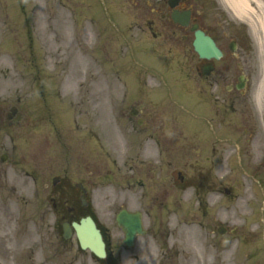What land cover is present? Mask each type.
Wrapping results in <instances>:
<instances>
[{
    "label": "rangeland",
    "instance_id": "374dc122",
    "mask_svg": "<svg viewBox=\"0 0 264 264\" xmlns=\"http://www.w3.org/2000/svg\"><path fill=\"white\" fill-rule=\"evenodd\" d=\"M20 1L24 3L23 9L20 8L17 0H0V155L2 153L8 155L7 161L3 162L0 159V235L2 236L0 259L5 261V264H31L30 255L34 250L37 254L35 264H45V258L51 260L47 264H69L71 254L65 250L70 244L59 242L55 236L56 232L51 227L54 217L52 209L50 212L52 205L49 208L45 202L41 205L37 204L41 199L40 196L46 193L42 183L48 182L56 173L66 175L70 181L81 174L82 168L78 164L81 159L79 153L82 144L81 132L86 139L95 132L97 134L95 137L93 135L95 144L100 145L102 153L109 155L114 146L109 143L108 135L109 129L114 127L110 109L112 110V102L115 101L116 95H118L117 99H122L123 86L128 84V95L136 100L142 99V94L135 87L138 86L142 92L147 90L148 81L152 83L150 79L154 76L153 71L161 70L160 66L163 62L160 63L161 60L155 56L154 49L149 47L143 49L86 47L82 42L83 35L76 31V25L74 27L72 23L62 22L60 9L62 8L63 16L68 14V9L60 7L57 0H52L53 5L49 4L52 5L49 15L44 9L47 0ZM34 17H37L36 21ZM26 19L27 22H35V30L30 29L31 25L30 27L26 25ZM259 32L261 34V30ZM253 38L258 45L256 36ZM170 50V48L162 49V54L169 55ZM188 51L191 49L188 48ZM109 59L117 63L124 84L115 81L113 76L110 80V73L115 69ZM175 60L176 57L172 61V66L175 70V79L179 80L177 84L169 83L168 89L164 86L165 89L159 94L167 103L166 107L173 105L174 97L184 98L178 86L185 85L180 80L187 76L184 72L186 64L179 59ZM263 60L264 52L259 50L257 58L259 65ZM262 71H264L263 67ZM190 73L189 78L195 76L191 69ZM262 76L263 74L253 80V109L261 122L258 127L256 126L257 128L249 126L247 115H242V107L239 110L231 107L228 109L229 124L232 127L237 126L238 139L235 142L228 141L227 138L224 140L231 143V146L224 152L227 167L222 174L226 176L225 180L236 196L223 199L207 209L211 212L208 213L209 217L216 216L231 224L245 223L244 226L252 230L260 228V233L255 238L256 242L258 239L263 240L264 177L259 178L249 172L247 159L261 162L264 167V126L260 120L264 109L257 106L254 100L255 87ZM40 83H43L42 91ZM220 92L217 91L218 99L214 97L212 101L214 105L223 106V100L231 94V91L228 93L223 91L222 94ZM51 100L53 103L49 105ZM13 105H17L22 111L21 121H7L6 114ZM236 106L239 107L238 103ZM175 107L176 109L173 108L172 111H177L181 115L187 105L182 103V106L176 104ZM207 108L211 111L210 105H207ZM245 110L251 111L247 107ZM78 112H82L80 113L82 116L77 118L78 123H74L72 117L74 118ZM120 112L126 116L123 109ZM51 115L54 120L49 119ZM130 122L131 125L127 126L131 129L127 131L133 129L134 122L132 120ZM78 125L80 128H75ZM135 126H138L137 123ZM253 129L255 131L258 129L254 138ZM237 148H240L242 158L235 152ZM115 155L117 158L115 168L120 170L117 176L124 175L125 156L117 148L112 150L111 158L114 159ZM34 158L39 162L37 168ZM245 161L246 165H244ZM242 168L246 174L242 172ZM31 169L38 173L40 183L27 175L26 170ZM14 186L16 191H12ZM37 191H40L39 197ZM114 191L115 193L112 194L102 190L97 191L94 196V208L101 222L113 231L116 246L123 244L122 231L115 221L119 207L109 205L107 197L111 195L118 198L124 193L123 189ZM183 208H177L169 218L176 229L180 251L184 247L181 244L182 240L187 244L194 238L204 242L205 234L210 229L207 219H204L205 223L201 222V213L196 207H188L189 213L185 216H183ZM254 217H258V220H254ZM242 250L245 251L246 247L244 246ZM260 250L263 253L264 242H259V252ZM127 258L125 255L126 261L123 264H130L131 261L128 262ZM200 259L202 263L205 261L214 264L204 251L198 249L197 260ZM225 259L223 264L225 262V264L264 263L262 259L256 262L250 258L247 261L246 256H242L241 253L236 255L229 253Z\"/></svg>",
    "mask_w": 264,
    "mask_h": 264
},
{
    "label": "flooded vegetation",
    "instance_id": "af4514ba",
    "mask_svg": "<svg viewBox=\"0 0 264 264\" xmlns=\"http://www.w3.org/2000/svg\"><path fill=\"white\" fill-rule=\"evenodd\" d=\"M76 4L78 10L71 13L70 19L84 32L83 43L92 46L170 48L174 54L188 59L195 76L188 84L178 88L184 96L180 99L193 108L190 113L201 117L211 114L212 111L206 109L207 99L210 98L208 93L216 94L218 99L217 91H231L223 100V106L215 105L214 119L210 120L193 119L191 115H183L181 119L171 107H165L159 90H154V93L148 90L140 92L143 98H138L135 115L130 113L131 109L125 108V104L122 109L126 116L119 111L115 117H127V125H131L132 120L133 129L127 131L131 128L122 126L114 131L112 140L117 143L119 135L125 139L129 190L139 187L142 196L149 186L152 191H157L158 184L154 181L164 175L178 177L175 178L176 186H184L183 191L189 181H193L194 192L200 198L204 191L224 190L226 184L223 180L216 177V182L213 176H218L225 165L223 152L226 146L223 140L229 133V101L232 107L236 102L244 103L243 96L246 92L250 93L251 80L258 68V48L251 36L248 14L236 10L234 0H76ZM249 4L254 9L258 7L256 0H249ZM181 16L187 22H180ZM64 19L68 20L69 16ZM196 30L212 38L220 51L219 57H204L195 51ZM91 33L98 35V39L90 40L88 34ZM207 66L212 68L206 74L204 69ZM168 75L173 74L168 72ZM248 122L256 127L254 115ZM215 127L216 130L213 129ZM136 160L139 163H135ZM31 174L36 179V174ZM191 175L195 177L189 178ZM162 189L154 195V201L164 206L165 198L158 195ZM82 193L80 191L79 196ZM54 197L57 196H51ZM202 200L199 199V202ZM54 205L57 206L58 202ZM69 211L75 217V209L69 208ZM61 216L67 220V211ZM223 242V238L210 241L208 248L222 252ZM77 249L83 251L80 247ZM161 249L165 264H173L174 255L167 253L173 249L171 243L161 244Z\"/></svg>",
    "mask_w": 264,
    "mask_h": 264
},
{
    "label": "water",
    "instance_id": "95a60500",
    "mask_svg": "<svg viewBox=\"0 0 264 264\" xmlns=\"http://www.w3.org/2000/svg\"><path fill=\"white\" fill-rule=\"evenodd\" d=\"M125 211H122L119 215L120 223L126 227V217H128ZM127 229V228H126ZM79 236L83 244H89L92 248L96 250L99 248L102 250L101 236L99 230L96 228L95 224L90 221H84L81 226L78 227ZM130 237L128 236V240ZM103 255V253H101Z\"/></svg>",
    "mask_w": 264,
    "mask_h": 264
},
{
    "label": "bare ground",
    "instance_id": "6f19581e",
    "mask_svg": "<svg viewBox=\"0 0 264 264\" xmlns=\"http://www.w3.org/2000/svg\"><path fill=\"white\" fill-rule=\"evenodd\" d=\"M235 8H242L245 12H249L247 0H234ZM238 10V9H237ZM258 24L261 29L262 37L261 42L262 46L264 47V15H260L258 17ZM264 94V78H262L258 85H257V96L256 99L258 102L262 100L263 97H261Z\"/></svg>",
    "mask_w": 264,
    "mask_h": 264
}]
</instances>
